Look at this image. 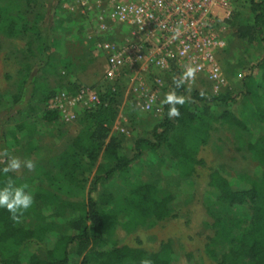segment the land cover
Listing matches in <instances>:
<instances>
[{
    "label": "trees",
    "instance_id": "1",
    "mask_svg": "<svg viewBox=\"0 0 264 264\" xmlns=\"http://www.w3.org/2000/svg\"><path fill=\"white\" fill-rule=\"evenodd\" d=\"M63 1L44 0V17L67 23L73 21L76 13L78 17L83 14L80 10L71 11ZM19 11L17 17L22 16ZM1 17L0 29L10 36L16 17L5 11ZM227 23L233 36L245 43L246 55L255 57L237 90L228 91L226 87L217 95L204 92L201 97L200 90L191 88L189 92L186 85L175 88L172 82L168 92L175 90L177 95L185 96V104L177 105L179 118L169 119L168 106L164 104L162 118L151 124L152 139H135L132 157L124 155L118 139L109 135L116 113L111 102L101 97L98 105L86 110V125L52 159L50 167L41 166L34 176L23 180L18 171L7 175L0 171V187L11 178L16 185L27 184V191L34 198L19 222L0 208L2 264H72V256L80 257L78 264H140L142 258L150 259L152 264H173L168 244L156 252H147L114 243L123 232L150 218L163 219L173 211L180 201L178 185L190 177L195 155L207 141L214 122L239 131L247 157L258 165L259 172L255 176L237 174L244 184L241 188L232 186L219 170L209 172L203 205L213 219L214 240L220 242V249L210 245L208 254L216 264H264V0H249L247 11L234 9ZM34 30L42 40V49L50 48L54 39L47 33L48 27L39 23ZM240 65L233 62V71H239L243 67ZM29 75L27 67V74L13 95L14 104L25 100L26 94L32 97L35 89L28 90L26 84ZM58 118L57 109L47 107L38 125H13L7 141L0 135L1 154L7 150L15 157L14 148L31 142L36 129L55 125ZM161 147L172 161L173 176L155 182H128L134 161L142 152ZM101 149L104 160L98 163L84 193L88 170L81 161L86 158L94 163ZM6 162L7 157L3 156L0 170ZM114 181L120 185H114ZM40 203L49 205L47 212L37 210ZM186 255L191 260L192 254Z\"/></svg>",
    "mask_w": 264,
    "mask_h": 264
},
{
    "label": "rangeland",
    "instance_id": "2",
    "mask_svg": "<svg viewBox=\"0 0 264 264\" xmlns=\"http://www.w3.org/2000/svg\"><path fill=\"white\" fill-rule=\"evenodd\" d=\"M80 1L82 0L63 1V5L70 7L71 11L80 10L83 13L79 14L80 17L78 13H74L77 18L74 16L73 21L64 23L53 20L51 16L50 21L44 17V0H0L2 12L16 17L17 22L10 36L0 29V135L5 136L7 141L8 130L13 125L22 122L37 125L41 123L47 107L56 104L58 92L63 91L69 95L80 87H88L97 93L99 99L106 98L114 106L116 116L108 130L109 135L118 139L124 155L132 157L135 153V139H152L151 124L162 118L164 104L161 101L168 92V84L176 76L147 74L145 78L150 86H154V79L158 77L163 86L152 89L157 94V101L152 103L149 109L136 103V95L129 90V80L124 74L119 72L112 78L105 75L106 60L99 47L100 42L111 35L99 30L95 19V13L103 12L104 6H91V9H87ZM89 1L85 0L86 3ZM234 5V9L247 11L249 0H235ZM18 11L22 16H16ZM2 12L0 11V20ZM39 23L48 27L50 32L47 33L54 39L47 50L42 49V40L34 30ZM114 29V38L120 39L122 30ZM232 31L229 27L227 46L218 55L227 76L228 91L237 90L247 68L255 61V57L246 55L245 43L233 36ZM235 61L243 66L236 72L233 71ZM27 67H30V75L26 81L29 85L27 89H35L34 93L32 97L26 94L25 100L14 104L13 95L24 80ZM195 86L197 87L188 85L192 89L212 94L210 84L205 80L197 81ZM55 109L59 113L55 125L36 129L31 142L13 149L15 157L22 162L18 171L20 180L34 176L41 166L50 167L52 159L63 151L86 125L84 116L87 109L84 107L77 105L70 108L62 102V106ZM26 159L35 162L33 171L23 167V161ZM195 159L190 177L183 179L178 185L181 192L180 201L173 211L163 219L150 218L131 231L123 232L114 245L156 252L162 245L168 244L173 264H198L199 261L204 264H216L207 250L210 245L220 249V242L214 240L213 219L203 205L208 174L213 169L219 170L230 179L232 186L241 188L244 184L239 181L237 174L255 176L259 167L247 157L244 139L239 131L221 122L211 124L209 137L200 146ZM1 160L3 155L0 151ZM103 160L102 149L94 163L89 159H82L81 165L88 170L84 193L89 188L98 163ZM134 165V170L130 171L127 180L130 183L155 182L173 176L172 161L162 147L157 150L145 149L134 161ZM114 185L120 184H115L114 181ZM36 208L38 211L47 212L49 205L40 203ZM226 222L232 224L230 220ZM186 254H192L191 260ZM70 260L72 264H78L80 257L72 256Z\"/></svg>",
    "mask_w": 264,
    "mask_h": 264
},
{
    "label": "built area",
    "instance_id": "3",
    "mask_svg": "<svg viewBox=\"0 0 264 264\" xmlns=\"http://www.w3.org/2000/svg\"><path fill=\"white\" fill-rule=\"evenodd\" d=\"M234 1L90 0L86 3L82 0L80 4L87 9L104 6L103 12L95 13V19L98 29L111 35L99 47L106 60L105 75L112 78L119 72L124 74L129 80V90L136 95V103L149 109L157 101L152 89H159L162 82L158 77L154 86H150L145 78L147 74L179 78L186 66H193L197 68L196 77L185 84L187 87H197V81L205 80L214 95L227 87L218 55L227 46L230 35L227 21L234 10ZM114 28L122 30L120 39L114 38ZM55 101L50 108L61 107L62 102L70 108L80 105L85 109L100 103L97 93L88 87H80L69 95L58 92Z\"/></svg>",
    "mask_w": 264,
    "mask_h": 264
},
{
    "label": "clouds",
    "instance_id": "4",
    "mask_svg": "<svg viewBox=\"0 0 264 264\" xmlns=\"http://www.w3.org/2000/svg\"><path fill=\"white\" fill-rule=\"evenodd\" d=\"M175 35L178 36L179 32L177 31ZM173 38H175V36ZM196 72L197 68L186 66L180 77L173 79L175 88H181L186 83L194 81ZM187 91L190 92L191 88L189 87ZM199 95L203 97L205 93L201 91ZM161 103L168 106L167 115L169 119L179 118L181 113L177 105L183 106L185 104V96L177 95L176 91L172 90L164 95ZM2 155L7 157L6 166L0 170L5 175L9 172H17L21 169L22 162L18 157L11 156L7 150H5ZM35 166V162L31 159L23 161V167L27 168L29 171H33ZM28 187L27 184L16 185L11 178H8L3 187H0V208L6 209L14 222H19L23 214L34 203L33 195L27 191ZM140 264H152V261L147 258H142Z\"/></svg>",
    "mask_w": 264,
    "mask_h": 264
}]
</instances>
